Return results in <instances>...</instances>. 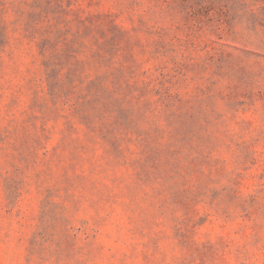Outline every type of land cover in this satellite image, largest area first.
<instances>
[{
	"label": "rangeland",
	"instance_id": "1",
	"mask_svg": "<svg viewBox=\"0 0 264 264\" xmlns=\"http://www.w3.org/2000/svg\"><path fill=\"white\" fill-rule=\"evenodd\" d=\"M0 264H264V0H0Z\"/></svg>",
	"mask_w": 264,
	"mask_h": 264
}]
</instances>
